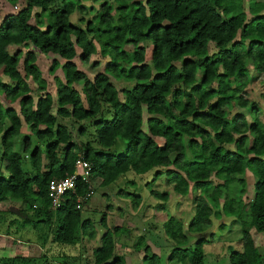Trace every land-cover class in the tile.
I'll list each match as a JSON object with an SVG mask.
<instances>
[{
	"label": "trees",
	"instance_id": "16d2710c",
	"mask_svg": "<svg viewBox=\"0 0 264 264\" xmlns=\"http://www.w3.org/2000/svg\"><path fill=\"white\" fill-rule=\"evenodd\" d=\"M6 1L24 5L0 24V70L13 83L0 80V199L20 203V212L28 216L10 225L45 226L42 239L53 245L93 240L94 223L82 218L84 207L77 208L78 198L89 192L87 182L78 178L75 193L64 194L58 209L51 206L49 185L71 176L81 154L91 167L90 181L99 180L101 187L129 173L154 170L147 186L161 203L157 208L170 200V193L152 190L163 178L175 196L191 197L186 225L180 216H170L161 226L174 244L171 259L205 264L204 247L215 242V234H202L213 226L212 218L232 217V224L241 226V251L230 254V264H264L251 235H264V124L258 109L250 113L251 121L225 114L229 104L248 106L243 96L252 75L264 74V6L248 0V19L244 0H106L82 28L70 17L83 9V0H60L58 7L55 0ZM96 45L108 62L90 80L74 60L87 63L97 53ZM20 46L56 57L49 70L53 94L35 52H11ZM58 70L62 79L55 76ZM111 78L135 85L122 91L121 100ZM29 81L39 92L37 98ZM75 84H81V94ZM16 102L18 109L11 106ZM72 121L91 122L95 146H77ZM23 125L30 135L23 137L17 152L14 140ZM79 135L86 130L81 128ZM119 140L126 142L123 153ZM225 145H234V150ZM25 157L30 172L23 169ZM247 173L256 182L246 208ZM125 184L131 187L135 181ZM119 191L135 208L142 203L138 193ZM105 221L103 217V225ZM225 225H219V232ZM118 229H106L93 250L94 264H126L115 254ZM194 234L199 238L192 245L189 237ZM141 264H160V259L146 248Z\"/></svg>",
	"mask_w": 264,
	"mask_h": 264
},
{
	"label": "rangeland",
	"instance_id": "374dc122",
	"mask_svg": "<svg viewBox=\"0 0 264 264\" xmlns=\"http://www.w3.org/2000/svg\"><path fill=\"white\" fill-rule=\"evenodd\" d=\"M105 1L106 0H83L81 2V6H83V9L79 10V13L75 12L70 17V22L73 25L84 28L87 22L94 20L95 16L99 11L100 6L103 5ZM60 4H61L60 0H55L56 7L60 6ZM254 4L255 6L256 5L264 6V0H254ZM23 5H24L23 1H19L17 4L13 5L7 2L6 0H0V24L7 15L17 13L23 7ZM249 6H251V3H249L248 0H244V9L246 11L248 19L252 18V14L250 13ZM81 19H83V21H80ZM115 19H117V17H115ZM10 50L11 52H14V50H20L22 53H26L29 50L35 52V54L37 55L36 65L41 70L43 78L46 80L48 84V90L53 94L55 91V84L53 80L54 79L53 75L50 74L49 70L51 68L52 61L56 59V57L53 55L41 54L39 53L38 50H36L32 46L29 47L20 46V47L11 48ZM211 51H214V49L212 48ZM74 61L77 64L78 69L81 72H83L88 77V79L93 80L96 75L104 71L108 59L100 55V51L97 46V53L92 55L87 63L79 61L78 58H76ZM247 65L248 68L251 69L252 67L251 64L249 63ZM19 71L23 73L22 62L20 63ZM55 76H57L60 79L63 78L60 70L57 71ZM0 80L10 85L13 84L7 77H5L2 74L1 70H0ZM111 82L117 88L121 100H122V91L124 89H130L135 85V82L130 80H115L114 78H111ZM29 84L32 88V95L35 98H37L39 92L36 90V87L31 81H29ZM74 87L81 94V89H82L81 84H75ZM243 97L244 99L248 100L247 107L240 108L235 103H232L229 104L225 109V114L228 117L241 114L244 117H246L248 121H251L250 113L252 112V110L258 109L257 110L258 116L264 124V74L256 73L252 75V79L250 80ZM4 104L5 106L8 105L6 103ZM11 106L15 109H18L17 102L11 104ZM63 123L69 126V124H71V121L64 120ZM72 124L74 125V129L71 130L72 137L78 147H80L82 144L85 143H90L93 146H95L94 143L95 137L93 135V127L90 121H85L81 123H74L72 121ZM81 128H84L86 130L85 136L79 135V131ZM29 135L30 132L28 128L25 125H23V128L21 129V135L14 140L15 142L14 151L20 152L21 150L20 142L22 141L23 137ZM32 141H33V147H35L36 140L34 137H32ZM119 143H120L119 153H123L125 151L126 142L123 140H119ZM249 143L250 140H247L245 145L248 146ZM224 147L228 151L234 150V145H225ZM0 153H1V147H0ZM22 166L25 171H29V172L31 171L30 161L29 159H27V157H25ZM154 172L155 171L153 170L152 172H149L145 175H135L133 173H129L127 174L126 179H120L116 184L105 188L99 185L100 182L99 180L92 182L94 194L91 197L90 201H88L87 204L85 205L82 212V218L90 219L94 223L95 230L99 232L98 234L101 233L100 235H102V233L104 234L105 230L108 227H110V229H114L117 226H123V228L126 227L125 230L129 231V234L127 235L125 234V231L122 232L116 231V235H118L116 238L119 237L121 240L123 239V241L121 242L124 245L127 246L129 245V248L142 249L143 247H146V242L148 240H153L151 241L153 243V245L151 246L152 249H154L155 251H159V250L161 251L160 254L157 255L160 259V264H182L181 262L170 258L172 251L175 249L174 244H172L171 241H168V239L167 240L165 239V233L163 232L162 229H159L157 233L154 235L151 234L153 232V228L151 227V225L147 224L150 220H147L146 222H142L140 218L139 219L140 221L137 223V225H135L133 222L134 227L129 230L128 228L131 227L128 225L132 221L131 219H129L130 218L129 216L132 212V206H131L132 202H128V199L125 198H123L121 202L119 198H116L119 196L120 194L119 190L121 189H125L129 193L131 192L138 193L139 195H141L143 201L147 203L150 208H151L150 205H153L154 208H151V210H148L146 208L147 211L149 213L151 212L155 213V211L157 210L155 209L156 207L155 203H157V201L151 197L150 189L147 186V184L151 182ZM244 179L248 184L247 196L244 197L243 200L245 207L247 208L249 201H251L253 196L252 186L256 182V178H254L250 173H247L244 176ZM129 180L135 181V184L131 185V187H127L125 184L126 181ZM164 182L165 179L163 178L159 183H156L154 186H152V190L159 193H162L164 191L170 193V200L167 203L164 213L167 215V217L176 216L179 218L180 216L182 218V221L186 225L188 221L191 219L190 217L191 197L187 196L181 198L175 196L171 190V187L165 186ZM212 182L214 183L216 182L213 177H212ZM149 202L151 203L149 204ZM158 203L161 204L160 202ZM21 208H23V206L20 203L13 202L11 200L0 199V235H3L4 237V238L0 237V264H8V263L94 264V257H93L94 248L92 247H94L95 245L98 246L99 245L98 241L92 243L88 241L85 242V240H83L82 242L76 245H56L52 254L50 253V249L47 252L45 250L43 251L44 254L46 253V255H48L47 258L39 257L38 259L37 254H39L40 252L38 253L37 249H35V252L33 254H35L36 257L32 256L30 258L28 256L25 259L23 256H25L24 254L26 252L23 251L22 245L20 244L17 245L16 242L19 241V243H26L27 240L31 238L35 240L33 241L35 242V244L41 246L44 244V242L39 241V239L46 230V227L41 226L35 228L32 227V225H30L26 228H19L18 227L19 223L10 225L11 222H13L16 219L24 220L28 218V216L20 212ZM146 209L144 210L142 209L140 212L143 213ZM148 212L145 213V216L148 215ZM111 213H113V215ZM103 217L106 220L105 221L106 224L104 223V225L102 224ZM158 217H160V215H158ZM232 222H233L232 217H222L220 219L212 218L213 226L208 228V230H206V232L202 234L205 238H209L211 232L215 234L214 237L215 242L204 247L205 264H230L229 261L230 254L241 251V243H240L241 226L239 224H232ZM221 224H226L224 226L226 228L225 230L222 229L223 231L219 232V228H220L219 225ZM161 225L162 223L159 224V226ZM144 228H148V233L146 232L147 236H145V241L142 240L141 242L137 243L138 241L137 234L139 232L144 233L143 232ZM251 235L255 246L259 248V251L264 258V235L257 234L255 231H252ZM190 236L191 237H189V239L191 244L193 245L197 242L199 235L194 234ZM90 244L93 246H91ZM116 247H117V251L115 252V254L121 255L122 249L120 248V245L117 244ZM38 249H40V247H38ZM54 253L56 254V258L53 257ZM26 254H29L28 250ZM127 255L130 256V254ZM169 259L171 262L169 261ZM8 260H12V261H8Z\"/></svg>",
	"mask_w": 264,
	"mask_h": 264
},
{
	"label": "crops",
	"instance_id": "0c3cea01",
	"mask_svg": "<svg viewBox=\"0 0 264 264\" xmlns=\"http://www.w3.org/2000/svg\"><path fill=\"white\" fill-rule=\"evenodd\" d=\"M162 179H160L157 183H159L160 181H161ZM164 185L166 186V184L164 183ZM167 187H169V186H167ZM116 198H119V200L122 202V199L123 198H125V199H128V202H131L130 201V199L129 198H127V197H125L124 195H120L119 194V196L118 197H116ZM169 201V200H168ZM152 202V201H151ZM151 202H149V204L151 203ZM164 203V202H163ZM156 204V206H158V202L157 203H155ZM148 204L147 203H145L144 201H143V199H142V203L140 204V206L139 207H137V208H135L132 204H131V206H132V212H131V214H130V218L129 219H131L132 221L130 222V224L128 225V226H130L131 228H128L129 230L130 229H132L133 227H134V225H133V222H134V224L135 225H137V223L140 221L139 219L141 218V221L142 222H146L147 220H150L147 224H149V225H151V227L153 228V232L151 233L152 235H154V234H156L157 233V231L159 230V229H162L161 228V226H159V224H163L169 217H167V215L164 213V211H165V208H166V206L167 205H164V206H161V207H159V208H157V207H155V209H158V210H156L155 211V213H149L148 211H147V209L148 210H151V208H154L153 207V205H150L151 206V208L149 207V205L147 206ZM147 208V209H146ZM144 210V209H146L143 213H141L140 211L141 210ZM146 212H148V215H146L145 216V213ZM112 215H113V213H111ZM139 214H142V215H139ZM131 215H132V218H131ZM158 215H160V217H158ZM156 219V220H155ZM133 225V226H132ZM119 229H118V231L119 232H122V231H125V234L127 235V234H129V231H126L125 229H126V227L125 228H123V226H117ZM109 229H110V227H108ZM44 231V230H43ZM106 231V230H105ZM44 232H46V230L44 231ZM96 236H95V238L93 239V240H91V241H88V242H92V243H95L96 241H98V244H100L99 243V241H100V239H101V237H102V235H103V233H102V235H100V234H98L99 232L96 230ZM143 232L144 233H136L137 234V237L139 238V237H143L144 238V240L143 241H145V236H147L146 235V232L148 233V228H144L143 229ZM144 234V235H143ZM0 237H2V238H4L3 237V235H0ZM39 239V238H38ZM165 239L167 240V238H166V236H165ZM19 240V239H18ZM33 241H35L34 239H28L27 240V242L26 243H17L16 242V244L18 245V244H20V245H22V249H23V251L24 252H26L27 253V250L29 251V254H24L25 256H23L25 259L29 256L30 258L32 257V256H34V257H36L35 256V254H33L34 252H35V249H37V251H38V253L39 254H37V256H38V259H39V257H44V258H47V256L48 255H46V253L44 254V250L47 252V251H49V249H50V253L52 254V252L54 251V248L56 247V245L54 244H51V241H50V239H48V242L47 243H44L43 245H41V246H39V245H37V244H35V242H33ZM39 241H43V239H42V236L40 237V239H39ZM121 241H123V239L121 240L119 237L118 238H116V241H115V252L117 251V247H116V245L117 244H119L120 245V248L122 249V254L121 255H119V256H122L123 258H124V261H125V263L126 264H141V262H142V260H143V258H144V256H145V249L146 248H148V249H150V251L152 252V253H154V254H156V255H159L160 254V250L159 251H155L154 249H152V245H153V243L151 242V241H153V240H148L147 242H146V247H143L142 249L141 248H137V249H134V248H129V245L127 246V245H124ZM169 241V240H168ZM44 242V241H43ZM85 242H87L86 240H85ZM121 243H122V245H121ZM91 245V244H90ZM91 246H93V245H91ZM96 246V247H95ZM94 247H92V248H94V249H96L98 246L97 245H95ZM38 247H40V249H38ZM158 249V248H157ZM125 251H126V253H125ZM37 253V252H36ZM43 253V254H42ZM127 254H130V256H128ZM53 257H55L56 258V254L54 253L53 254ZM169 261H170V259H169ZM171 262V261H170ZM108 264H110V262H108Z\"/></svg>",
	"mask_w": 264,
	"mask_h": 264
},
{
	"label": "built area",
	"instance_id": "2783aa9c",
	"mask_svg": "<svg viewBox=\"0 0 264 264\" xmlns=\"http://www.w3.org/2000/svg\"><path fill=\"white\" fill-rule=\"evenodd\" d=\"M91 167L88 162L83 160L82 155L79 154L78 160L75 164V170L73 174L65 179H58L54 180L49 185V191L52 196V209L56 210L60 207L62 197L67 192L75 193L76 187H77V180L78 178H81L85 182L89 184V192L86 194L84 198H78L77 200V208L80 209L82 207H85V201L92 197L94 194L93 186L91 180V173H90ZM19 243V241H17Z\"/></svg>",
	"mask_w": 264,
	"mask_h": 264
}]
</instances>
